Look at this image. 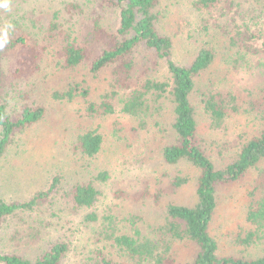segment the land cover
Wrapping results in <instances>:
<instances>
[{"label": "rangeland", "instance_id": "1", "mask_svg": "<svg viewBox=\"0 0 264 264\" xmlns=\"http://www.w3.org/2000/svg\"><path fill=\"white\" fill-rule=\"evenodd\" d=\"M232 1L231 9L221 4L199 9L196 0H158L157 5L161 16L158 28L172 38L171 59L177 65H188L201 48L214 55L208 69L196 78L190 101L198 137L206 145L213 144L209 154L215 163L222 157L230 162L232 152L264 128V117L248 113L246 106L264 93V0ZM7 2V9L0 7V26L5 34L18 31L11 23L15 21L44 50L35 75L8 82V86L14 84L12 88L19 90L17 94L26 97L24 100L11 96L8 112L13 115L20 104L36 103L44 107L45 113L39 122L15 136L8 157L1 159L0 198L28 200L47 190L57 176L60 185L48 205L6 222L0 250L33 261L54 242L68 247L60 264H93L98 249L117 260L111 242L101 236L105 227L102 217L116 218V229L124 233L131 231L129 220L134 219L142 235L153 237L164 223L167 206L192 207L196 202V170L185 163L168 165L162 157L163 149L175 139L172 105L167 99L155 104L153 108L158 111H153L144 128L119 111L117 97L111 99L116 105L114 114H87L88 104L97 105L112 92L111 68L92 74L88 66L92 55L103 48L90 37L94 23L97 21L107 31H114L117 26V9L110 7L107 0ZM53 22L56 29L51 30ZM68 42L90 50V58L75 68H64L60 53ZM133 58L140 79L147 75L165 79V68L154 65L159 61L152 52L140 46ZM75 87L78 92L86 91V97L54 96ZM210 91L232 94L239 107L220 129L210 126L203 109L202 100ZM14 104L18 107L15 110ZM90 130L101 134L103 144L98 155L86 159L73 148L77 136ZM218 144H229L231 150L224 149L219 157ZM100 173L107 174L106 181L95 180ZM174 177L186 182L173 189L170 182ZM88 181L99 191L98 202L91 209L69 206L61 195L77 183ZM157 195L160 197L155 200ZM216 197L210 233L217 241V255L252 260L263 257L264 223L261 231L257 230L246 221V213L264 197V161L239 181L219 187ZM90 213L98 215L99 220L88 221ZM250 231L256 234L250 243H237ZM173 250L175 264H188L197 252L190 243L175 244Z\"/></svg>", "mask_w": 264, "mask_h": 264}, {"label": "trees", "instance_id": "2", "mask_svg": "<svg viewBox=\"0 0 264 264\" xmlns=\"http://www.w3.org/2000/svg\"><path fill=\"white\" fill-rule=\"evenodd\" d=\"M107 3L117 9L116 29L107 31L96 21L90 32L93 42L103 44L101 52L90 58V50L68 42L60 53L63 67L75 68L90 58L88 66L92 74L111 68L112 92L109 96H104L99 104H88L86 112L90 116L112 115L116 111L115 104H118L122 114L134 118L139 127L144 128L148 118L153 116V111H158L153 106L162 99L170 101L175 139L163 149L162 157L168 165L185 163L196 170V202L192 207L167 206L164 223L155 230L153 237L142 235L141 230L133 223L134 219L129 220L131 231L124 233L116 229V218L111 215L102 217L105 227L101 236L111 242L117 260L110 259L102 249H98L94 253L93 264H175L174 245L186 243L193 244L197 249L196 255L188 264H264V256L253 260L219 257L217 241L210 233L217 208L218 188L239 181L264 161V128L257 136L236 148L228 157L230 162L227 163L222 157L215 163L209 154L214 149L213 144L206 145L198 137L194 108L190 101L196 78L208 69L214 59L212 51L201 48L188 65H177L171 59L172 38L161 33L158 28L161 17L157 9L158 0H107ZM220 4L231 9L233 1L196 0L199 9H210ZM11 23L18 29L17 32L10 30L5 34L0 26V161L8 157L9 147L15 136L39 122L45 113L44 107L36 103L20 104L19 108L14 104V110L18 108L16 113L12 115L8 112L11 96L13 99H26L22 94L16 93L19 90L12 88L14 84L8 86V82H20L35 75L44 52L39 43L25 35L17 22ZM50 28L56 29V23L53 22ZM140 46L152 52L156 61H159L154 65L164 66V80H157L152 75L141 79V76H136L133 55ZM75 94L85 98L87 92H78L75 87L69 88L65 94L55 93L54 96L56 99H73ZM113 97H117V103L111 100ZM202 105L213 129L222 128L228 116L239 109L232 94L216 91L206 93ZM246 106L248 113L264 117V93L260 98L248 101ZM102 144L101 134L97 130H90L77 136L73 149L81 157L92 159L98 155ZM218 145L219 157L224 149L226 152L231 150L229 144L225 147L223 144ZM107 177L106 173H100L95 180L104 182ZM185 182L183 178L174 177L170 187L178 188ZM59 185L60 178L57 176L52 178L47 190L36 193L28 200L11 201L0 198V241L9 219L24 213L31 214L37 208L48 205L51 195L58 191ZM61 196L74 209H91L98 202L99 191L92 181H88L77 183ZM159 197L157 195L155 200ZM87 219L95 222L99 217L90 213ZM246 221L261 231L264 223V197L248 208ZM255 235V232L250 231L244 238L238 239L237 243L248 244ZM67 251L65 243L53 242L46 251L30 261L0 250V264H60Z\"/></svg>", "mask_w": 264, "mask_h": 264}, {"label": "clouds", "instance_id": "3", "mask_svg": "<svg viewBox=\"0 0 264 264\" xmlns=\"http://www.w3.org/2000/svg\"><path fill=\"white\" fill-rule=\"evenodd\" d=\"M0 7L7 9V7H8L7 0H0Z\"/></svg>", "mask_w": 264, "mask_h": 264}]
</instances>
